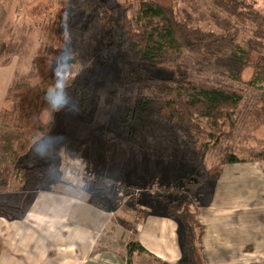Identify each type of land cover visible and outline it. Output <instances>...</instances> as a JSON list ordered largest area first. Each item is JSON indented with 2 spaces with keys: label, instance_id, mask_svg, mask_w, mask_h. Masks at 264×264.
<instances>
[{
  "label": "rangeland",
  "instance_id": "1",
  "mask_svg": "<svg viewBox=\"0 0 264 264\" xmlns=\"http://www.w3.org/2000/svg\"><path fill=\"white\" fill-rule=\"evenodd\" d=\"M154 1L176 8L182 19L190 18L193 26L204 31L223 33L226 30L218 22L229 21L235 26L230 33L235 36L238 29L241 33L239 46L215 58L174 46L159 19L135 17L139 0H107V7L102 0H0V43L15 44L10 55L3 57L10 59L7 69L14 67L9 86L13 80H27L38 90L37 95L17 103L20 109L15 114L2 115L3 108L0 112V171L9 173L0 197L16 199L13 208H0V215L20 217L41 187L69 184L66 189H71L76 184L87 195L100 191L96 187L99 177L106 179V185L100 186L110 192L111 198L103 201L110 208L127 205L136 210L134 202L157 194L189 196L196 210L200 199L208 198L213 190L219 174L216 169L225 157H238L240 165L264 162V81L258 77L264 58V0H259L253 20L231 16L216 0ZM126 7L150 36L148 46L156 51L149 52L146 43L130 50L119 41V18ZM62 9L74 11L70 22L79 31L76 37L63 41L53 32ZM50 44L61 50L58 58L43 53ZM249 48L256 52L246 59L243 55ZM46 56L41 71L29 76L36 58ZM57 59L73 61L78 79L70 85L79 100L71 107L45 108L40 97L54 95L56 87L48 72ZM182 76L231 88L243 96L231 124L222 130L202 121V128L215 135L202 136L196 149L171 122L148 118L142 106L151 100L184 99L186 93L178 86ZM22 162L29 166L42 163L34 184L16 169ZM110 170L120 177H133L132 184L111 177ZM240 173V180L257 179L250 168L244 167ZM189 182L194 186L189 188ZM117 186H122L125 194L141 187L152 193L145 190L140 197L129 195L120 200L117 191L111 192ZM256 190V199H260L259 182ZM115 228L114 222L107 231L113 243L120 239L112 231ZM126 228H119L121 238L134 232ZM132 254L130 248L128 262Z\"/></svg>",
  "mask_w": 264,
  "mask_h": 264
},
{
  "label": "crops",
  "instance_id": "2",
  "mask_svg": "<svg viewBox=\"0 0 264 264\" xmlns=\"http://www.w3.org/2000/svg\"><path fill=\"white\" fill-rule=\"evenodd\" d=\"M6 67H0V112L14 69ZM244 167L257 179H238ZM108 172L130 184L134 180ZM217 176L195 210L204 226L195 263L264 264V162L230 163ZM66 186L39 188L20 217L0 215V264H183V227L153 196L134 202L136 210L127 205L102 209L88 202L92 191L89 196L76 184ZM114 222L117 243L107 234ZM120 227L134 232L121 238Z\"/></svg>",
  "mask_w": 264,
  "mask_h": 264
},
{
  "label": "trees",
  "instance_id": "3",
  "mask_svg": "<svg viewBox=\"0 0 264 264\" xmlns=\"http://www.w3.org/2000/svg\"><path fill=\"white\" fill-rule=\"evenodd\" d=\"M107 7V0H102ZM216 3L224 9L231 16H235L241 20H253L257 14L256 7L259 0H216ZM59 15V20L53 25L54 35L63 41L76 37L79 34L78 28L71 24L73 12L62 9ZM135 17H143L153 21L159 19L162 30L171 44L177 47L188 49L201 55H208L212 57L226 56L233 52L239 46V40L242 38L239 29L236 35L230 33V30L235 26L229 21L218 22L219 25L225 28V32L217 33L215 31H204L199 27L192 25L191 19H182L179 11L174 7L159 4L154 0H139ZM118 39L120 42L126 44L130 50L135 49L136 45L147 44L149 52L156 51L155 47L148 46L150 36L146 33L144 27L136 24L134 18L131 17V12L128 7L124 8L118 23ZM15 48L14 43L2 41L0 43V66H5L10 59H3V57L10 55L11 50ZM249 48L244 58L250 59L253 56L252 50ZM43 53L54 54L56 58L61 55V50L50 44L43 48ZM257 54V53H256ZM48 57L36 58L35 66L32 67L30 75H35L39 71L41 65L45 66V60ZM258 77L264 81V58L260 61ZM72 60H58L51 65L49 69V76L56 87L53 96L40 97L42 105L59 109L64 106H73L79 100L76 95V90L70 85L78 78L76 68L73 66ZM180 83V84H179ZM178 86L182 88L186 97L177 100H151L150 103L143 104V111L150 119L156 122H171L172 125L181 132L185 141H188L193 148H197V144L204 137H213V131H207L202 128V121H206L210 126L216 130H222L225 125L231 124L232 114L237 110L242 102L243 96L240 92L231 88L221 86H213L204 83H197L191 78L182 76ZM8 97L4 102L3 114H15L19 111L17 103L25 102L30 96L37 95L38 90L28 84L27 80L15 81L13 80L8 89ZM12 96V97H9ZM10 106L8 107V105ZM197 161L199 160V152L195 154ZM238 157L229 155L224 158L223 164L216 169L220 172L224 165L238 162ZM42 165V163H40ZM41 165L30 166L24 162L16 165V169L23 173L29 183L34 184L36 181L35 175ZM9 181V173L4 170L0 171V188L6 187ZM105 183L106 179L99 177L97 179V186L101 190L94 192L89 203L99 208L106 209L108 205L103 203L104 199L111 198L100 186ZM131 185V184H127ZM187 186L193 187L192 182L187 183ZM115 187H112V194L115 192ZM155 199L160 201L166 210V214L172 218H176L183 227V262L184 264H196L195 261L201 256L202 241L204 236V226L200 223L197 211L193 208V201L189 196L169 198L161 197L160 195H152ZM16 199L3 200L0 197V208L15 206ZM110 200V199H109ZM116 202V200H115ZM26 209L23 210L25 212ZM18 217V216H16ZM140 251L144 248L139 244H134Z\"/></svg>",
  "mask_w": 264,
  "mask_h": 264
},
{
  "label": "built area",
  "instance_id": "4",
  "mask_svg": "<svg viewBox=\"0 0 264 264\" xmlns=\"http://www.w3.org/2000/svg\"><path fill=\"white\" fill-rule=\"evenodd\" d=\"M115 190L117 191V194L120 197V200H121V197H124L123 200H127L129 195H130V197H132V196L140 197L145 192V190H147L148 193H152L151 191H149L150 188H148V187L133 188L127 194L124 193V190L122 189V186L115 187ZM153 191H155V190L153 189Z\"/></svg>",
  "mask_w": 264,
  "mask_h": 264
}]
</instances>
